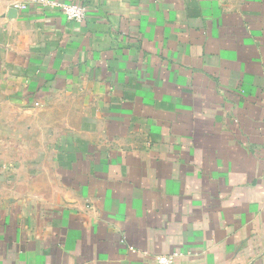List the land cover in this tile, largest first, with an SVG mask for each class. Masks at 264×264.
<instances>
[{
  "label": "crops",
  "instance_id": "0c3cea01",
  "mask_svg": "<svg viewBox=\"0 0 264 264\" xmlns=\"http://www.w3.org/2000/svg\"><path fill=\"white\" fill-rule=\"evenodd\" d=\"M0 0V264H264V0Z\"/></svg>",
  "mask_w": 264,
  "mask_h": 264
},
{
  "label": "built area",
  "instance_id": "2783aa9c",
  "mask_svg": "<svg viewBox=\"0 0 264 264\" xmlns=\"http://www.w3.org/2000/svg\"><path fill=\"white\" fill-rule=\"evenodd\" d=\"M46 5L58 8L63 15L69 19L78 22L85 20L87 16V8L84 4L78 2H57L53 0H40ZM174 256L161 254L157 257V264H173Z\"/></svg>",
  "mask_w": 264,
  "mask_h": 264
}]
</instances>
